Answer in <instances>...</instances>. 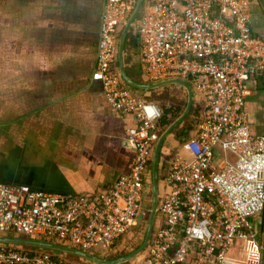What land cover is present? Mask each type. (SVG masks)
Segmentation results:
<instances>
[{
    "label": "built area",
    "instance_id": "obj_1",
    "mask_svg": "<svg viewBox=\"0 0 264 264\" xmlns=\"http://www.w3.org/2000/svg\"><path fill=\"white\" fill-rule=\"evenodd\" d=\"M134 2L104 1L93 74L112 107L134 119L130 172L107 189L79 195L0 182V236L111 253L139 225L149 162L165 129L158 125L160 105L136 96L115 67ZM252 9L253 0L144 1L135 24L144 77L188 82L203 109L196 134L171 159L148 248L127 264H263L264 246L250 222L264 212V136L252 135L246 112L249 83L264 75V39L252 27ZM238 242L251 250L232 255ZM0 264L83 263L0 243Z\"/></svg>",
    "mask_w": 264,
    "mask_h": 264
},
{
    "label": "crops",
    "instance_id": "obj_2",
    "mask_svg": "<svg viewBox=\"0 0 264 264\" xmlns=\"http://www.w3.org/2000/svg\"><path fill=\"white\" fill-rule=\"evenodd\" d=\"M104 1L0 0L1 183L79 195L107 189L121 174L130 172L136 151L128 141V130L134 126V119L116 111L102 83L93 79ZM252 27L264 39V9L259 0H253ZM124 55L128 76L147 83L140 65L138 29L133 35L129 33ZM115 67L121 73L119 59ZM127 85L136 96L147 100L153 96L151 100L161 106H170L171 99H186L187 106L188 90L181 84L154 89ZM249 88L252 95L246 112L251 133L264 136V75L250 82ZM192 90L190 111L160 146L156 163L158 199L167 191L165 178L173 155L197 131L203 102ZM155 159L154 150L146 198L152 202ZM250 222L264 246V212ZM119 246L117 242L112 252ZM250 247L249 243L238 242L232 255L243 256ZM49 251L69 261L103 264L77 253ZM262 260L264 264V257Z\"/></svg>",
    "mask_w": 264,
    "mask_h": 264
},
{
    "label": "water",
    "instance_id": "obj_3",
    "mask_svg": "<svg viewBox=\"0 0 264 264\" xmlns=\"http://www.w3.org/2000/svg\"><path fill=\"white\" fill-rule=\"evenodd\" d=\"M260 4L262 5L264 9V0H259ZM144 5V0H138L136 7L134 8L129 20L127 21L124 30L121 34L120 37V42H119V54H118V59H119V65L121 67V75L125 82H127L130 86L137 87V88H147V89H154L160 86L172 84V83H178L183 86H185L188 90V102L187 106L184 110V112L177 118L175 119L162 133L156 147H155V166L153 173L155 175V182H154V201L152 202V207H151V214L147 226V231L145 235V239L143 244L133 253H125L123 255L113 257V258H104L97 256L93 253H88L83 250L79 251L76 249L60 246L54 243L50 242H44V241H37V240H30V239H22V238H16V237H8V236H0V243L3 244H8V245H23V246H33L37 247L40 249H45V250H54V251H64V252H70V253H77L84 255L86 257H89L91 259L97 260L103 264H119V263H126L135 257L139 256L141 253H144L146 249L148 248V245L151 240L152 232H153V227L154 223L157 217V208H158V201H159V196H158V183H157V178H158V168H156V163L158 161V156H159V150L162 142L165 140V138L170 134V132L175 128V126L188 114V112L191 109L192 106V99H193V90L190 87V85L185 82L184 80L180 79H173V80H165L157 83H142V82H137L130 78L128 74L126 73L125 70V48H126V41L128 38V35L134 26V24L137 22V19L139 18V15L141 13L142 7ZM184 229V226L182 227V230ZM182 235V234H181Z\"/></svg>",
    "mask_w": 264,
    "mask_h": 264
},
{
    "label": "rangeland",
    "instance_id": "obj_4",
    "mask_svg": "<svg viewBox=\"0 0 264 264\" xmlns=\"http://www.w3.org/2000/svg\"><path fill=\"white\" fill-rule=\"evenodd\" d=\"M137 2H138V0H135L134 8L136 7ZM135 24L130 31V34H132V35L135 34V32L137 31V29H136L137 27H135ZM147 83H150V82H147ZM160 107H162V106L160 105ZM223 154H224V152L220 148L218 150L217 163H219V164L222 163ZM151 195H152V193H151ZM151 203H152V201H150L149 199L145 201V208L143 210L144 213H143V216L141 217L139 225L136 226L131 231V233H129L128 236L122 238L118 242V244L120 246L116 252H112V253H106V252L105 253L104 252L96 253L95 252L94 254L97 256L104 257V258H113V257L123 255L125 253H133L134 251H136L143 244L144 239H145L147 226H148V222H149V218H150V214H151V207H152V206H150ZM14 237H16V236H14ZM16 248L21 249L22 246H17ZM124 264H127V263H124Z\"/></svg>",
    "mask_w": 264,
    "mask_h": 264
},
{
    "label": "trees",
    "instance_id": "obj_5",
    "mask_svg": "<svg viewBox=\"0 0 264 264\" xmlns=\"http://www.w3.org/2000/svg\"><path fill=\"white\" fill-rule=\"evenodd\" d=\"M152 98H154V97L153 96L150 97V100ZM170 101H171L170 106L162 105V107H161V109L163 111V115H162V118L159 120L158 125L162 129H166L177 117H179V115L184 111L185 106H186V99H183L180 101H176L175 99H171ZM8 236H15V234H10ZM21 250L24 252H30V253H40L42 251L39 248L31 247V246H23L21 248ZM45 251L50 252L49 250H45Z\"/></svg>",
    "mask_w": 264,
    "mask_h": 264
},
{
    "label": "flooded vegetation",
    "instance_id": "obj_6",
    "mask_svg": "<svg viewBox=\"0 0 264 264\" xmlns=\"http://www.w3.org/2000/svg\"><path fill=\"white\" fill-rule=\"evenodd\" d=\"M254 29V28H253Z\"/></svg>",
    "mask_w": 264,
    "mask_h": 264
}]
</instances>
